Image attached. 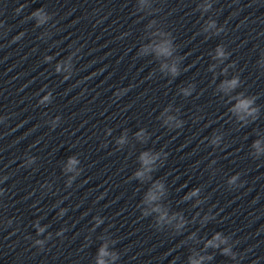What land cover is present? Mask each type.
<instances>
[{"label": "clouds", "instance_id": "9594fccd", "mask_svg": "<svg viewBox=\"0 0 264 264\" xmlns=\"http://www.w3.org/2000/svg\"><path fill=\"white\" fill-rule=\"evenodd\" d=\"M139 8L137 12H140L143 10V8L148 4V0H138ZM24 5H21L18 7L15 11L19 13ZM213 4L212 0H204L203 3H200L198 5L197 10L201 12L203 15L204 13H207L212 10ZM32 18H37V24L36 27H40L44 25L46 22L50 21L52 19V16L49 13H45L43 8H38L31 12V14L26 17L27 20H30ZM155 23V21H151L149 23V27H152V25ZM0 27H3V23L0 22ZM52 27H55L53 24ZM202 31L204 33H210L211 35H219L220 33L225 31V28L223 26H217V22L214 19L209 18L205 21ZM160 36H168L171 37V39H166L161 41L159 44L156 45H147L139 49V52L141 55H147L149 51L155 52V54L163 57H172L173 52L175 51V44H174V37L172 36L171 32H158L157 33ZM124 35H127L125 33ZM24 36V33L21 32L19 35L15 36L13 38V42L19 41ZM41 39L44 38V34H41ZM80 51V49H76L75 51L71 52L66 59H62L55 63L54 65V71L58 75H62L63 80L67 81L71 78L74 70V64L73 59L76 57L77 53ZM231 55L228 51H226V48L224 45H217V47L214 50V55L212 56L213 60L219 61L220 63H224L228 57ZM55 59L52 55H45L43 60L45 63H51ZM184 57L180 56L177 57L176 60L173 61L171 65L164 63L161 65V71H166L168 75L175 78L180 74V61L183 60ZM229 66H234V64H230ZM216 68V64L209 65L208 70L214 71ZM227 68L222 69V73H227ZM242 81L240 80L239 75H234L230 79L222 81L220 84V90L228 93V92H234L237 88L241 86ZM131 85L129 86V88ZM47 88V85L44 86L40 91L44 92ZM129 88H122L117 90L114 95L119 98L122 95H124ZM195 90L194 84H189L187 87H183L180 89V93L188 97L190 96L193 91ZM39 95V94H38ZM53 93L52 91H47L46 94L40 97L38 100L39 106H46L48 104H51L53 101ZM255 97L254 96H244L242 93L237 94L236 102L230 107L229 112L239 121L244 124H246L251 118L252 120H255L258 117L259 108L255 106ZM171 110V105L164 108L163 112L167 113ZM177 112H179V109H177ZM163 114V113H162ZM6 116H0V122H3L6 120ZM61 121V117L57 115L54 119H50L47 121V123L51 126L52 130H55L56 127L59 125ZM162 123L164 126L170 128V129H179L182 128L184 125V121L179 119L177 116H168L166 119L162 120ZM105 132L107 135H111L112 129L108 128L105 129ZM134 137L137 141L141 143H147L149 139V134L147 131L143 128L136 131L134 133ZM223 139L222 134H213L212 138L210 139L209 143L213 147H219L221 144V141ZM116 145L118 146V149H122L125 145L129 144V137L127 130H125L118 138L115 140ZM252 149H254V152H251L250 155H252L254 158H259L261 156H264V148H261V141L256 140L251 145ZM168 153L164 152L163 150L160 151H152V150H145L140 152V154L137 157V161L139 164V167L134 171L132 177L129 179H135L138 180L140 183H147L151 182L148 190L145 192L141 203L137 205L138 208L141 210V215L143 217L153 216L155 220V227L157 230H163L166 226L173 229L176 233H181L185 226L189 223L188 220L184 217V215L180 212H171L169 207L163 203L164 198L167 195V188L162 179H155L153 180L152 173L157 170V168L164 163V160L167 159ZM36 157L32 155L25 154L24 162L21 165V167H30L31 165L35 164ZM215 161H212V164H215ZM81 161L78 159V156L73 155L68 158L65 166L63 167L62 171L67 176L66 179V187H71L73 182L76 180V178L81 174L82 168L80 167ZM71 173L72 175H69ZM240 173H236L234 175H231L227 179V185L229 188H238L243 186V181L240 180ZM8 179V176H3L2 180H0V183L3 181H6ZM239 182V183H238ZM186 186V185H185ZM42 188H49L51 189V184L45 183L41 185ZM5 190L3 188H0V196L4 194ZM201 196V188L200 187H194L191 190L187 191L185 195L182 197L183 201H190L195 198L193 207H197L201 205L204 201L200 199ZM60 202L58 201L57 204ZM53 207H56V205H53ZM67 208H60L59 212L57 213L58 217H63L67 213ZM200 216V213L197 212L196 216L193 217V221L196 220L197 217ZM215 216L211 214V210H209L208 214H205L200 219L201 226L207 224L210 220H214ZM94 220V228L99 227L104 223V218L100 216L93 217ZM5 227H10L13 224L12 219H7L2 222ZM33 227L36 230V235L42 236L48 229L49 225H41L40 220L37 219L33 223ZM67 231V228H61L59 231L55 233L56 236L62 237L64 233ZM30 238V237H29ZM52 238V233H48L46 237L43 239H34L33 240V246L38 247L39 249L43 250L46 242ZM188 241H192L193 244H199L201 243V239H198L197 233L192 232L188 237ZM112 244H116V240L111 241ZM239 243L238 241H234L232 239L231 235H225L222 232H215L211 236V238L204 239L203 240V248L200 250H197L196 248H192L191 254L187 257V264H206V262L212 261L214 259L213 255L207 254L208 249H214L219 250L220 254L226 257H230L233 261H237V253L233 251L234 245ZM108 258V259H106ZM120 259V255L117 251H109L108 243H103L97 253L95 264H116V262ZM237 264H239V261H237Z\"/></svg>", "mask_w": 264, "mask_h": 264}]
</instances>
